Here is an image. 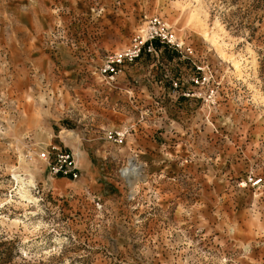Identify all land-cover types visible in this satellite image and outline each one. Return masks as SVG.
Listing matches in <instances>:
<instances>
[{
	"label": "rangeland",
	"instance_id": "374dc122",
	"mask_svg": "<svg viewBox=\"0 0 264 264\" xmlns=\"http://www.w3.org/2000/svg\"><path fill=\"white\" fill-rule=\"evenodd\" d=\"M0 264H264V0H0Z\"/></svg>",
	"mask_w": 264,
	"mask_h": 264
},
{
	"label": "built area",
	"instance_id": "2783aa9c",
	"mask_svg": "<svg viewBox=\"0 0 264 264\" xmlns=\"http://www.w3.org/2000/svg\"><path fill=\"white\" fill-rule=\"evenodd\" d=\"M162 36L160 30L157 29L155 20L151 21L150 25L133 39L129 47L109 57L104 67L101 68L106 82L114 83L117 77L123 73L125 64L136 60L141 55L142 49L151 52L153 41ZM44 157L46 158V156ZM50 171L54 175H69L76 178L78 173L73 152L56 151L54 161L50 163Z\"/></svg>",
	"mask_w": 264,
	"mask_h": 264
},
{
	"label": "bare ground",
	"instance_id": "6f19581e",
	"mask_svg": "<svg viewBox=\"0 0 264 264\" xmlns=\"http://www.w3.org/2000/svg\"><path fill=\"white\" fill-rule=\"evenodd\" d=\"M199 8H194L192 11H191V16H192V18H198V16H199V10H198ZM216 27H218V25L216 24ZM219 29V28H218ZM210 40H211V42L212 43H214V44H218L219 42H218V40H217V35H216V33L215 32H213V34L211 35V37H210ZM233 66H234V72L235 73H238V72H240V70H241V66H240V64H238L237 62H234L233 63ZM132 163V162H131ZM129 166V165H128ZM137 168V167H136ZM135 170V167H133V166H130V167H127V168H125V169H123L122 170V174L124 175V176H127V175H130L131 173H133V171ZM135 174V173H134ZM19 180L17 181V182H20L21 183V185L23 186V188L25 189L23 192V194H25L24 196H26V197H28V199H33L29 194H28V190H26L27 189V186L29 185H33V177H32V175L30 174V175H28V177H26V178H18ZM132 184V187L134 188L135 187V182H132L131 183ZM34 200V199H33Z\"/></svg>",
	"mask_w": 264,
	"mask_h": 264
}]
</instances>
